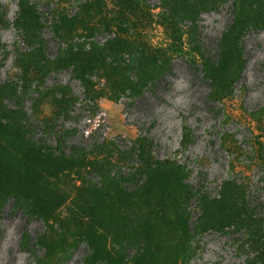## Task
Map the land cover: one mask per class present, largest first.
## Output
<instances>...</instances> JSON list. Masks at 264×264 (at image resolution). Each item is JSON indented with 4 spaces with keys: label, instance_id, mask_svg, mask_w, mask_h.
Listing matches in <instances>:
<instances>
[{
    "label": "rangeland",
    "instance_id": "1",
    "mask_svg": "<svg viewBox=\"0 0 264 264\" xmlns=\"http://www.w3.org/2000/svg\"><path fill=\"white\" fill-rule=\"evenodd\" d=\"M235 4L0 0V264L264 261V28ZM222 37L211 88L189 58Z\"/></svg>",
    "mask_w": 264,
    "mask_h": 264
},
{
    "label": "trees",
    "instance_id": "2",
    "mask_svg": "<svg viewBox=\"0 0 264 264\" xmlns=\"http://www.w3.org/2000/svg\"><path fill=\"white\" fill-rule=\"evenodd\" d=\"M264 3V0H258V1H251V0H236L235 4V16H237L238 20H243L247 19L249 21L248 23V29L255 30V29H262L264 28V15L261 14L260 10L262 8V4ZM200 32V31H199ZM223 43L224 39L223 37L220 40L219 43V58L217 60H213L211 57L207 55V53L204 51L202 48L201 42L199 40L198 45L202 50L203 58L200 62L195 61L192 58H189V60L193 63L195 66H199L201 71L203 72L204 79L209 83V85L213 86V82L215 79V70L219 65V61L223 52ZM169 70V67L167 68ZM167 72V71H166ZM163 75L159 76L157 80H155L148 88L147 90H151L152 88L155 87L159 79ZM146 90V91H147ZM212 92V90H211ZM210 92L209 98L211 101L216 103V100L214 99L212 93ZM145 92H143L141 95H143ZM140 95V96H141ZM139 96V97H140ZM218 112V111H216ZM220 114H223L221 112ZM193 133L192 129L189 128L188 126L184 127V138L187 143H190L192 141ZM150 144L153 145V142L150 140ZM124 189H127V187L124 186ZM246 191V201L247 203L252 207L253 210H255V217L260 218L262 215L257 212V206L251 201V190H245ZM30 216L32 215L31 213L27 212ZM232 232H241V238H238L237 243L241 242L242 240H251V243L254 244V247L258 248V245H255L256 243V237L252 238V234L247 231L246 226L239 227L237 225H231L227 229L223 230L222 233L225 235H230ZM264 232V231H263ZM254 236V235H253ZM41 243L40 240L38 239L35 244ZM25 244L27 246L30 245V239H25ZM260 244L264 246V242L261 241ZM253 248V247H252ZM255 249V248H254ZM256 250V249H255ZM261 253H249L247 254V262L249 264H264V261L260 258Z\"/></svg>",
    "mask_w": 264,
    "mask_h": 264
}]
</instances>
